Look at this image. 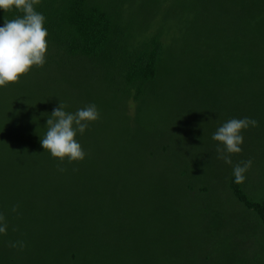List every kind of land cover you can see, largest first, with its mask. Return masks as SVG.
Here are the masks:
<instances>
[{"label": "trees", "instance_id": "obj_1", "mask_svg": "<svg viewBox=\"0 0 264 264\" xmlns=\"http://www.w3.org/2000/svg\"><path fill=\"white\" fill-rule=\"evenodd\" d=\"M34 7L45 63L0 87V264H264V0ZM59 103L99 112L83 160L42 148ZM233 118L257 126L226 164L212 135Z\"/></svg>", "mask_w": 264, "mask_h": 264}, {"label": "clouds", "instance_id": "obj_2", "mask_svg": "<svg viewBox=\"0 0 264 264\" xmlns=\"http://www.w3.org/2000/svg\"><path fill=\"white\" fill-rule=\"evenodd\" d=\"M40 0H0V10L9 12L12 9L22 13L15 19L6 20L0 26V87L16 83L22 75L27 74L33 66L42 67L45 63L48 35L44 27V16L35 10ZM66 105L59 103L46 121L47 131L40 143L44 150L61 163L83 160L86 153L75 139L83 134L89 123L99 118L94 104L78 109L75 113L65 111ZM257 126V121L250 118L230 119L223 123L212 135L217 141L216 148L220 159L231 164V155L242 151V130ZM251 160L233 168L234 182L243 183L244 173L251 167ZM64 169L61 168L60 171ZM12 211H16L13 207ZM5 217L0 214V234H6ZM16 247V244H12ZM23 246L22 243L20 245Z\"/></svg>", "mask_w": 264, "mask_h": 264}, {"label": "rangeland", "instance_id": "obj_3", "mask_svg": "<svg viewBox=\"0 0 264 264\" xmlns=\"http://www.w3.org/2000/svg\"><path fill=\"white\" fill-rule=\"evenodd\" d=\"M38 78L45 84L61 85L59 80L65 78V73L60 74L53 67H46L38 73ZM70 104L72 103L70 102Z\"/></svg>", "mask_w": 264, "mask_h": 264}]
</instances>
